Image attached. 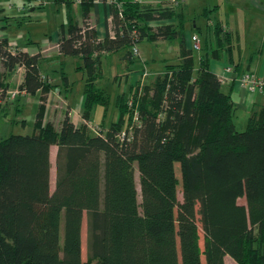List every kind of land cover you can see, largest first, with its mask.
<instances>
[{
	"label": "trees",
	"instance_id": "obj_1",
	"mask_svg": "<svg viewBox=\"0 0 264 264\" xmlns=\"http://www.w3.org/2000/svg\"><path fill=\"white\" fill-rule=\"evenodd\" d=\"M54 2L67 10L58 53L80 58L76 69L86 75V121L96 106L105 117L111 101L97 85L102 56L120 53L131 63L139 43L175 40L179 61L165 65L141 96L138 83L127 97L117 94L116 120L90 134L86 124L71 121L69 109L57 126L44 119L48 94L58 85L41 78L40 54L12 50L0 39V68L23 67L19 92L40 93L32 133L0 139V264H225L226 256L234 264H264V104L237 131L231 95L209 69L210 56L230 51V33L214 24L215 46L212 38L203 41L195 70L185 20L172 5L111 0L107 32L98 39L88 22L93 0H80L81 26L71 14L72 0Z\"/></svg>",
	"mask_w": 264,
	"mask_h": 264
},
{
	"label": "rangeland",
	"instance_id": "obj_2",
	"mask_svg": "<svg viewBox=\"0 0 264 264\" xmlns=\"http://www.w3.org/2000/svg\"><path fill=\"white\" fill-rule=\"evenodd\" d=\"M181 1L182 0H172L173 5L177 3L174 6V8L178 12H181L183 10V6H181ZM184 1L186 3L184 13L186 18H188L189 20V22H187L188 24L187 26L189 27L193 21L199 26L202 25L204 27L205 22L207 20L214 23L215 21L230 23L231 19L234 17L236 18L247 17L250 21V27L245 32V34L247 33L248 36L241 38L240 51L242 55H245L247 52L249 53V49L253 45L252 47L256 49V55L258 57L257 50L262 49L263 53L260 61L261 63H263V68H264V0H258L259 1L258 4H255L253 0H246L247 3L246 9L242 5L239 4L235 5L234 2L238 3L235 0H184ZM43 2H44V7L40 9L36 7V4L39 3L38 0H0V5L5 7V12L10 13L11 11L12 14H15L17 16L16 19L18 20H21L22 16L24 17L26 15H29L30 12L32 11V8L36 10L35 14H32V17L35 19V20L33 19V23L28 24V22H26L23 23L22 25L24 29V33L27 34V36L25 38L26 39L25 42H22V44L19 43V45H24L28 41V39H36L38 45H41L42 44L41 38L44 36V33L52 35L53 32L57 31L58 24L64 20L65 7L63 5L61 6L62 8L58 10L52 0H43ZM8 4L12 6V9L7 8ZM204 9H206L207 17L201 15ZM208 10L211 11L208 12ZM42 14L45 16L44 20L47 19L46 21L48 22L47 24L38 23L36 21L42 16ZM59 15H60V19H59ZM13 24L17 26L16 21H13ZM137 48L139 53L142 54V57L148 60L149 66L150 64L152 65L149 68H147L148 70L145 69L146 76H143V78L141 79L139 78L140 74L137 75L138 70L137 71L131 70L130 72H128V70L126 71L121 70L122 69L121 65L116 61V55L114 54H111L109 57H106L102 60V65H101L102 76L98 79L97 85L102 90H104L105 93L110 95L111 101L107 110V115L105 117H103V108L101 106H96L93 110L91 119L89 121H86L84 119L82 120V122H84L83 124L89 123V126L91 128H88V126L86 127L90 134H96L93 132V129L95 130L100 129L102 131L103 127L107 128L111 121L116 120L117 113L114 104L117 94L123 93L127 97L129 94L130 85L134 86L138 83L140 84L139 85L140 87L138 90L139 92L137 93V97L141 96L143 92L142 87L146 83H149L151 79L154 77V75L148 74L149 69L154 70L155 73L160 71L159 69H161V61L165 57L161 49L147 42H141L140 44L137 45ZM197 53L198 52L196 51L193 52V57L195 61L197 59ZM53 55H54L53 58L48 61L42 59L39 61V66L41 67V69L44 72L47 71L48 74H51L53 72L52 70L59 67L60 64V57L57 56L55 52L53 53ZM172 59L173 58H171V60ZM76 61L77 59L73 57H66L64 63V71L66 73V76L70 80L74 81L72 88L73 100L71 102L73 105H76V103H79V100L81 101L82 99V89L84 87L83 86L84 78L82 79V77L85 76V73L75 70ZM136 66H138V64ZM115 72L117 73V75L113 78ZM127 75H128L127 77L128 79L125 80L124 77H126ZM114 80L115 81L120 80V85L119 84L115 85L116 82L114 83L113 82ZM54 92L57 93L54 96V99L51 98L49 99V101L47 102L48 108L45 106L44 119L47 121L49 114V120L52 121L55 124V126H57L64 117L66 110L69 109L68 104L70 101L64 95L65 88L63 86L58 87L57 89L54 90ZM16 97H17V101H16L17 103L19 102L18 94L14 98L8 96L4 100V103H2L4 106L6 105L9 106L5 110H2L0 113V139L3 137H7L10 134L30 135L33 131L34 118L38 107L36 104L38 101V97L37 96L33 97L32 100L35 102L34 105L32 104L30 106L29 105L25 106L23 109L20 108L19 111H17L15 106H13V103H11L12 99L14 100ZM23 120L24 123L21 122ZM102 121H103V126H102ZM133 123L134 122L131 120L127 125L132 128ZM234 125L237 131H243L245 129L246 120H244L241 116L234 117ZM50 162H51L50 190H53L54 179H55L53 153H51ZM175 174L179 180L180 171L178 164H175ZM135 180L138 190L139 189L138 173L136 171H135ZM177 198L178 200H181L179 184L177 186ZM238 202L244 204V199L239 198ZM197 227H198V235H199V245L202 250L203 232L198 223H197ZM81 258L82 260H85L86 258V216L85 215L83 217L82 225H81ZM201 259H203V256H201ZM225 264H233V263L228 257H226Z\"/></svg>",
	"mask_w": 264,
	"mask_h": 264
},
{
	"label": "crops",
	"instance_id": "obj_3",
	"mask_svg": "<svg viewBox=\"0 0 264 264\" xmlns=\"http://www.w3.org/2000/svg\"><path fill=\"white\" fill-rule=\"evenodd\" d=\"M54 5H56L57 9H61L62 5H58L52 0ZM109 0H93V4L89 9V19L88 22L89 24L95 29L96 35L98 39H103L106 35L107 32V27H106V22H109L110 20V14H109V5H108ZM238 3L234 2L235 5H242L245 9L247 6L246 0H235ZM39 3L36 4L37 8H43L44 7V2L43 0H38ZM255 4H258V0H253ZM141 4H148V5H155V6H169L172 5V0H141ZM185 1H181V6H183V10L181 11L183 18L185 20V33L187 35V44H188V38L191 33H198L200 35V40H201V46L203 44V41L206 42V39L212 38L211 39V46L214 48L215 42L214 38L212 37V30L214 27V24L219 23L222 25V32H228L230 33L231 36V46H230V51L224 52L222 55H220L218 58H213L209 57V69L211 72H213L215 75H217L221 79V89L223 92H229L231 95V98L233 100L234 106H235V117L241 116L244 120L247 121L248 117L251 115L252 112L258 111L262 105L264 104V96L261 94H255V95H249L245 89L241 88L237 83H236V78L244 73V72H251L255 75L258 76H264V68H263V63H261L260 59L262 57V49L257 50L258 51V57L256 55V49H254L252 46L249 49V53L247 52L245 55H242L240 51V43H241V38L247 37L248 34L245 32L249 29L250 27V21L247 17H241V18H232L231 22H221V21H215L211 22L207 19L205 22L204 27L201 25L199 26L196 24L194 21L192 24H190V27L187 26V22H189L188 18L185 16ZM8 9H12V6L10 4L7 5ZM56 9V10H57ZM18 10V9H17ZM65 14H64V20L61 21L58 24L57 31L53 32V34H45L41 38L42 39V44L38 45V42L36 39H28V41L24 45H19V43L22 44V42H25V38L27 34L24 33V29L22 27L23 23L28 22V24L33 23V17L32 14H35L36 10L32 8V11L30 12L29 15L22 16L21 20L16 19V15L12 14L11 11L10 13L5 12V7L0 5V39H6L8 44L11 46L12 50H22L27 52L28 54H40L41 59L48 61L53 58V53L55 52L57 56L60 57V64L59 67L53 69L51 74H48L47 71L44 72L41 67H40V73L41 75L47 79L50 80L53 84H57L58 87L63 86V77H66L67 79V87L65 88L64 95L67 99H69V117L71 121L76 125V126H81L84 122H82V110H83V102H84V96H83V89H82V99L81 101L79 100V103H76V105H73L71 102L73 100L72 96V88H73V83L74 81L70 80L64 71V63H65V58L59 55L58 53V41L60 38L61 33L66 32V24H67V10L66 7L64 8ZM206 10V9H204ZM203 10V11H204ZM177 11V10H176ZM211 10H208V12ZM58 12V11H57ZM71 14L73 16L74 21L77 22L79 26L82 24V10L80 4H76L73 2L71 6ZM58 14V13H57ZM31 15V17H30ZM202 15V14H201ZM19 17V16H18ZM44 15L37 19L36 21L38 23H45L47 24L48 22L47 19L44 20ZM62 18V16H61ZM20 19V18H19ZM60 19V15H59ZM35 20V19H34ZM13 21H16V25L13 24ZM168 22H174V19L166 20V21H157L153 22L150 25L154 26L158 23H168ZM16 27V28H15ZM209 27V28H208ZM28 28V27H27ZM208 28V29H207ZM208 32V34H207ZM147 43L153 44L155 47H158L161 49L162 53H164V58L161 61V69L160 71L155 73L154 70L149 69L150 75H158L162 74L164 71L165 65L167 64H175L179 61V50H178V43L177 41H156V42H148V41H143ZM140 44V43H139ZM139 52V51H138ZM202 54V51H199L197 53V59L195 61V70L198 67V61L199 58ZM109 55H104L101 58V65H102V60L106 57H109ZM116 55V61L120 63L121 65V70H128L130 72L131 70L137 71V74L142 71L143 69L148 70L150 66H152L148 63V60L144 59L142 57V54L139 53V57L134 59L133 62H125L124 60H121L120 58V53H115ZM77 59L76 65H75V70L80 71L82 73H85L84 70L76 69V66L80 64V58L78 57H73ZM171 58H173L171 60ZM155 62V60H154ZM138 64V66H136ZM157 64V63H156ZM152 68V67H151ZM237 68V69H236ZM140 69V71H139ZM118 71V70H117ZM24 73L25 70L23 67H15L11 72L5 73L3 70L0 68V94L3 95L4 99H0V113L2 110H5L9 105L4 106L2 103H4V100L8 97L6 93L11 90H18L19 85L22 83L23 78H24ZM129 74V73H128ZM117 75L115 72L113 75V78ZM102 76V73H101ZM124 77V79H128ZM85 78L86 75L82 77V79ZM113 80V79H112ZM98 81V80H97ZM116 84L120 85V80L113 81ZM84 86V83H83ZM57 93L52 91L51 93L48 94V100L49 99H54V96ZM38 97L37 101V106L39 104V97L40 93H35L33 95L30 94H25L23 92L18 93V100L19 102L16 103L17 97L12 101L13 106H15L16 110L19 111L20 108L23 109L25 106H30L34 105L35 102L32 100L33 97ZM77 102V101H76ZM5 107V108H4ZM46 107L48 108V105L46 104ZM49 112V111H48ZM49 120V114L47 121ZM13 121V120H12ZM14 122V121H13ZM24 123V120L21 121ZM59 122V121H58ZM112 122V121H111ZM60 123V122H59ZM57 147L55 145L50 147V157L51 153L54 154V159H55V154H56ZM228 257V256H226ZM225 257V261H226ZM229 258V257H228ZM230 259V258H229ZM231 260V259H230ZM232 261V260H231ZM234 264V262L232 261Z\"/></svg>",
	"mask_w": 264,
	"mask_h": 264
},
{
	"label": "built area",
	"instance_id": "obj_4",
	"mask_svg": "<svg viewBox=\"0 0 264 264\" xmlns=\"http://www.w3.org/2000/svg\"><path fill=\"white\" fill-rule=\"evenodd\" d=\"M72 1L74 3H77V4L80 3V0H72ZM132 1L141 3V0H132ZM110 3H111V0L108 2V5H110ZM175 5L172 4L173 7ZM188 46L194 52L200 51L201 40H200V35L198 33H192L189 36ZM132 54L134 57H139L138 48L136 46H134L132 48ZM138 74H140L139 78L141 79V78H143V76H146V71L143 69ZM41 78H44V77L41 76ZM236 83L241 88L245 89V91L251 96L254 94H261L264 96V76H258V75L251 73V72H244L236 78ZM18 93H19V91L14 90V91H8L6 93V95H8L11 98H14ZM0 99H1V94H0ZM85 124H86V126H88V128H91L89 126V123H85ZM93 132L98 134L99 132H101V130L100 129L99 130L93 129ZM123 136H124V133H121V137H123Z\"/></svg>",
	"mask_w": 264,
	"mask_h": 264
}]
</instances>
